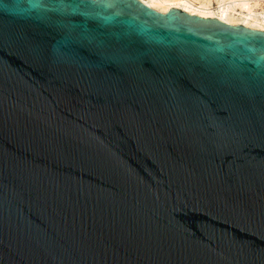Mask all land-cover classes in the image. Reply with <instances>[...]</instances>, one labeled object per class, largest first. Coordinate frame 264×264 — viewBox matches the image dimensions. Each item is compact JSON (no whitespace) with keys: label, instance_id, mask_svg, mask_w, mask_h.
<instances>
[{"label":"water","instance_id":"water-1","mask_svg":"<svg viewBox=\"0 0 264 264\" xmlns=\"http://www.w3.org/2000/svg\"><path fill=\"white\" fill-rule=\"evenodd\" d=\"M0 264H264V29L0 0Z\"/></svg>","mask_w":264,"mask_h":264},{"label":"bare ground","instance_id":"bare-ground-1","mask_svg":"<svg viewBox=\"0 0 264 264\" xmlns=\"http://www.w3.org/2000/svg\"><path fill=\"white\" fill-rule=\"evenodd\" d=\"M149 6L162 12L170 7H178L187 12L205 17H215L229 23H242L247 26L264 29V8L257 10L260 0H206L200 5L191 0H142ZM200 5V6H199Z\"/></svg>","mask_w":264,"mask_h":264},{"label":"rangeland","instance_id":"rangeland-1","mask_svg":"<svg viewBox=\"0 0 264 264\" xmlns=\"http://www.w3.org/2000/svg\"><path fill=\"white\" fill-rule=\"evenodd\" d=\"M194 4H195V2H199L200 3V5L202 4V2H205L206 0H191ZM211 1H213V7H215V6H217V1L216 0H211ZM199 5V6H200Z\"/></svg>","mask_w":264,"mask_h":264},{"label":"built area","instance_id":"built-area-1","mask_svg":"<svg viewBox=\"0 0 264 264\" xmlns=\"http://www.w3.org/2000/svg\"><path fill=\"white\" fill-rule=\"evenodd\" d=\"M257 7V10H261L262 8H264V0H260V3Z\"/></svg>","mask_w":264,"mask_h":264}]
</instances>
